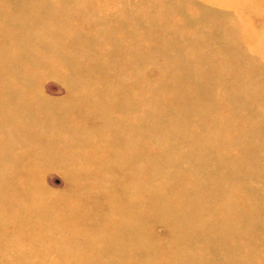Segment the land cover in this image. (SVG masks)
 <instances>
[{
	"label": "rangeland",
	"instance_id": "374dc122",
	"mask_svg": "<svg viewBox=\"0 0 264 264\" xmlns=\"http://www.w3.org/2000/svg\"><path fill=\"white\" fill-rule=\"evenodd\" d=\"M0 264H264V0H0Z\"/></svg>",
	"mask_w": 264,
	"mask_h": 264
}]
</instances>
